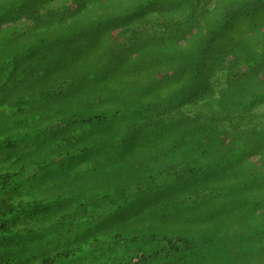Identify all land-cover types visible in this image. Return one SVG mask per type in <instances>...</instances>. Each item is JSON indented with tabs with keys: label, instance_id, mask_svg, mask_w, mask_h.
<instances>
[{
	"label": "trees",
	"instance_id": "1",
	"mask_svg": "<svg viewBox=\"0 0 264 264\" xmlns=\"http://www.w3.org/2000/svg\"><path fill=\"white\" fill-rule=\"evenodd\" d=\"M214 1L212 43L232 19L229 13L251 14L258 5ZM197 5L200 0H0V264H76L67 258L80 245L73 249L66 239L81 230L71 218L75 208L66 196L58 199L65 191L52 192L48 183L57 175L53 164L64 165L83 147L68 148L62 137L50 148L38 145H46L52 130L45 120L63 91L98 75L85 67L90 59L103 70L151 71L138 87L145 97L162 98L157 111L173 136L169 146L185 153L169 168L159 166L175 177L161 188L212 189V221L222 224L220 233L212 232L213 256L234 253L227 264H264V44L252 39L237 52L206 53L205 40L195 39L183 47L194 23L196 33L208 24L198 21ZM116 28L121 41L113 39ZM165 37L175 51L156 54L150 41ZM111 118L99 112L81 125ZM33 130L35 144L26 138ZM253 155L259 163L250 160ZM181 242L188 246L190 239L177 236L170 250ZM241 242L257 249L239 254Z\"/></svg>",
	"mask_w": 264,
	"mask_h": 264
},
{
	"label": "rangeland",
	"instance_id": "2",
	"mask_svg": "<svg viewBox=\"0 0 264 264\" xmlns=\"http://www.w3.org/2000/svg\"><path fill=\"white\" fill-rule=\"evenodd\" d=\"M224 1L226 6L233 7L245 0ZM214 3V0H200L197 18L202 25L205 20L208 24L196 33L198 24L194 23L188 39L180 41L183 47H192L195 39L205 40L206 53L237 52L252 39L264 44V33L260 32H264V0H257L258 5L250 7L251 14L229 13L232 19L212 43ZM221 3L217 0V4ZM190 8L185 10L188 12ZM224 12H219L218 17ZM118 31L116 28L112 32L114 41H121ZM150 46L156 54L164 51L171 55L176 48L175 42L166 37L160 42L152 39ZM86 63V69L92 68L91 73L98 75L63 91L64 97L56 101L55 110L45 120L47 132L52 130L44 142L46 145H38L39 149L50 148L52 139L62 137L68 148L83 147L79 156L64 165L53 164V168H58L57 175L48 183L52 192L65 191L58 199L62 201L66 196L65 203L70 209L75 208L71 216L73 223L81 226L80 232L66 237L73 249L80 245L76 256L67 259L75 258L76 264H227L234 253L217 258L212 253V232L220 233L222 227L212 221V189L197 194L191 185L181 184L180 189L163 190L175 177L170 170L160 171L159 166L169 168L168 162L175 157L180 161L185 159V153L179 147L169 146L173 136L162 128L163 115L157 111L161 109L162 98L145 97L138 87L144 74L151 76L149 66L143 73L137 70L133 74L117 68L103 70L93 65L92 59ZM143 101L149 102L150 110L142 107ZM99 112H106L112 118L106 123L81 125L82 120ZM26 138L35 144V130ZM187 158L192 161V157ZM250 160L259 163V155L251 156ZM179 235L188 237L190 244L184 246L181 242L178 250H170L171 241ZM254 249L257 248L241 242L236 251L250 254Z\"/></svg>",
	"mask_w": 264,
	"mask_h": 264
}]
</instances>
